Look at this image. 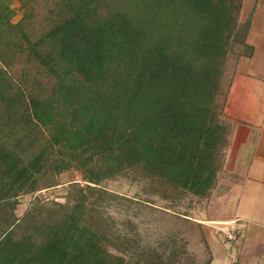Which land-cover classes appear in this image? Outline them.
Segmentation results:
<instances>
[{
    "label": "trees",
    "instance_id": "trees-1",
    "mask_svg": "<svg viewBox=\"0 0 264 264\" xmlns=\"http://www.w3.org/2000/svg\"><path fill=\"white\" fill-rule=\"evenodd\" d=\"M242 1L0 0V264H182L180 238L161 252L116 233L107 210L124 198L99 184L210 197L228 91L253 53ZM70 170L83 186L64 203L16 216Z\"/></svg>",
    "mask_w": 264,
    "mask_h": 264
},
{
    "label": "crops",
    "instance_id": "crops-1",
    "mask_svg": "<svg viewBox=\"0 0 264 264\" xmlns=\"http://www.w3.org/2000/svg\"><path fill=\"white\" fill-rule=\"evenodd\" d=\"M252 2L239 21L249 18L246 43L253 53L239 61L228 91L224 116L232 130L217 186L199 221L235 234L227 237L237 246L232 257L240 264H264V51L258 49L264 41V0ZM225 254L223 249L215 254L212 264L227 263Z\"/></svg>",
    "mask_w": 264,
    "mask_h": 264
},
{
    "label": "rangeland",
    "instance_id": "rangeland-1",
    "mask_svg": "<svg viewBox=\"0 0 264 264\" xmlns=\"http://www.w3.org/2000/svg\"><path fill=\"white\" fill-rule=\"evenodd\" d=\"M252 5V0H243L242 20L247 17ZM262 8L264 9V4ZM13 9L15 10L13 18L15 22L20 18V13L16 6ZM259 47L258 49L263 53L264 41L259 44ZM261 64H264L263 60ZM75 183L83 186L80 175L76 171L70 170L61 174L57 178L56 187L19 199L15 210L16 216H21L33 199L41 200V202L64 203L70 192L71 184ZM99 187L124 198L115 199L107 210V215L116 221L114 228L116 233H127L128 236H132L131 233L134 231L138 234L136 238L140 246L148 245L161 252L165 249L164 244L169 237L182 238L183 240H178V243L182 244L186 250V254L180 258L182 264H206L207 262L212 264L213 256L218 255L222 249L227 254L224 256L228 260L227 263L220 264H240L238 259L234 261L232 257L234 251H237V246L229 244L231 240L227 237L229 234L232 237L235 234L230 231L224 233L219 230L222 229L221 227L210 228L199 223L202 213H206L210 197L197 200L186 194L175 196L171 192L169 197L164 199L158 194L151 193L148 182L143 180L132 182L123 177L103 181ZM207 212L210 213V211ZM176 214L179 218L174 217ZM183 218H187L190 222L184 221ZM169 248L172 247L169 245Z\"/></svg>",
    "mask_w": 264,
    "mask_h": 264
}]
</instances>
